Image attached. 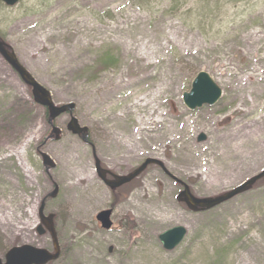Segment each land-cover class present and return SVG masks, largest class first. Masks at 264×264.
I'll return each instance as SVG.
<instances>
[{
  "label": "rangeland",
  "instance_id": "rangeland-1",
  "mask_svg": "<svg viewBox=\"0 0 264 264\" xmlns=\"http://www.w3.org/2000/svg\"><path fill=\"white\" fill-rule=\"evenodd\" d=\"M0 37L55 104H74L92 145L66 129L65 114L54 119L59 139L48 140L44 107L0 56V158L20 151L34 175L28 186L17 157L4 163L11 175H0V205L20 212L28 228L14 236L0 223V259L21 244L52 251L48 231H37L42 206L59 245L46 264H264V176L207 210L177 198L181 182L196 197H213L264 169V0L0 1ZM201 70L222 93L191 110L181 94ZM150 114L139 129L138 117ZM92 148L117 173L146 158L161 165L112 192L96 174ZM41 152L54 167L45 170ZM64 168L90 175L91 192L82 180L64 189ZM108 208L106 230L95 215ZM149 214L161 221L149 223ZM177 225L186 233L166 250L158 235Z\"/></svg>",
  "mask_w": 264,
  "mask_h": 264
},
{
  "label": "water",
  "instance_id": "water-1",
  "mask_svg": "<svg viewBox=\"0 0 264 264\" xmlns=\"http://www.w3.org/2000/svg\"><path fill=\"white\" fill-rule=\"evenodd\" d=\"M7 6L15 5L19 0H1ZM0 56L5 62L16 72L21 81L30 88V94L32 100L46 108L47 110V123L50 125V134L55 140L59 139L61 130L53 124L54 119L63 114H69V120L66 124V129L72 134L78 135L83 142L87 140V127L79 125L77 119L72 115L74 104L72 102L55 104L52 101L50 92L36 81V79L27 71V69L18 61L15 53L10 47L0 39ZM221 88L215 83L212 77L205 71H198L190 83L188 91H184L181 95L183 104L188 109L199 108L202 105H213L221 96ZM205 136L201 133L198 135V140H204ZM42 164L46 169L54 167V163L51 158L41 152ZM158 164L159 161L146 158L140 165L125 175H114L113 181H106L113 189L122 184H125L139 175L147 165ZM96 170L100 176H103L99 171L98 161L96 160ZM264 176V169L259 173L253 175L247 180L241 182L236 187L221 193L213 197H196L194 196L189 187L181 182L182 190L177 194V198L185 203L186 207L193 211H203L213 208L233 196L242 193L248 189L256 180ZM56 193V188L50 193L53 197ZM110 209L99 211L95 218L99 221L100 226L103 229H109L111 227ZM40 224L37 226L38 233L42 234L48 231L52 240V251H48L45 248H38L30 244H21L11 246L6 250L3 255V259H0V264H46L49 261L57 259L59 256V245L55 235L53 214H42V206L39 209ZM186 233V229L183 226L177 225L166 229L158 235V239L162 247L166 250H171L177 246L183 239Z\"/></svg>",
  "mask_w": 264,
  "mask_h": 264
},
{
  "label": "bare ground",
  "instance_id": "bare-ground-1",
  "mask_svg": "<svg viewBox=\"0 0 264 264\" xmlns=\"http://www.w3.org/2000/svg\"><path fill=\"white\" fill-rule=\"evenodd\" d=\"M142 100H143V98L140 99V100H138V101L141 102ZM150 103L148 101H146L143 105L144 106H147ZM131 105H136V103H132ZM149 109L150 110H153V109L155 110V108L153 106H150ZM152 113H154V112H152ZM163 114H164L163 112H159V113H156V116H160L161 117V116H163ZM260 119H262L261 116L258 117V118H256V119H250V120H247V121L241 123L239 126H237L238 129L235 131V134L236 133L238 134L240 131H242V130H244L246 128H249L253 123L259 121ZM148 120H153L151 118V114L145 120H143V121L141 120V118L139 116L138 117V120H137L138 121L139 129H145L146 130V128H145L146 125L151 123V121H149V123H147ZM154 121H156V120H154ZM149 131H151V130H149ZM231 135L232 134H229V136H231ZM3 144H4V142H2V145ZM12 155H14L15 157H17L18 165H19V167H20L23 175H25L26 178L28 179V182H29L28 183V186H30L31 185V183H30L31 178L34 175H33L32 171H31V169L28 168L26 166V164L22 161L23 159H22L21 152L15 150V149H11V154L9 156H3V157L0 158V175H3V174L5 176L6 175L7 176H10L11 175L10 172L5 169L4 163L7 160V158L10 157V156H12ZM74 177L77 178L76 181H72V179ZM61 178H62V181H63V187H64V189H66L69 192H73L74 190H77L78 188H80L81 180L82 181H85L86 183L80 189H82L84 191H88V192L89 191L91 192V190H92L93 180H92V178H91L90 175H85V176H79L78 175V176H75V175H73V173L67 171L66 168H64V171H62ZM11 185H12V188H15V189L17 188V184H14V183L11 182ZM20 192H22V191H20ZM20 192L15 194V199H17V200L18 199L19 200L22 199L23 195H21ZM82 193H85V192H82ZM68 200H72V196H69L68 197ZM14 211L15 210L12 209V208H8L7 210H5L2 207V205H0V223L2 225H4L5 226V229H7L8 232H11L14 236L19 235V236H22L23 237L25 235V233H26L27 228H28L27 227V224H26V222L23 219L21 220L19 218L21 216V213L20 212L19 213L18 212L16 213ZM28 211L29 210H26L25 212L28 214ZM148 217H149L148 218V222L149 223H152V224H157V223H159L161 221L160 218H153L152 216H150V214H149Z\"/></svg>",
  "mask_w": 264,
  "mask_h": 264
},
{
  "label": "flooded vegetation",
  "instance_id": "flooded-vegetation-1",
  "mask_svg": "<svg viewBox=\"0 0 264 264\" xmlns=\"http://www.w3.org/2000/svg\"><path fill=\"white\" fill-rule=\"evenodd\" d=\"M47 112L45 111V114H46ZM63 114H65V115H67V118L69 119V114L68 113H63ZM62 115V114H61ZM46 116H47V114H46ZM47 118V117H46ZM68 121V120H67ZM67 123V122H66ZM48 136V135H47ZM87 136H88V128H87ZM48 140H55L54 138H52V137H50V136H48ZM87 138V137H86ZM84 143H87V144H89V145H91V143L88 141V138H87V140H86V142H84ZM91 147H92V145H91ZM92 160H93V163H94V169H95V171H96V174L98 175V177H99V179L102 181V183L110 190V191H112V192H115L116 190H118L119 188H121V187H123L124 185H126L127 183H125V184H122V185H120V186H118V187H115V188H111L110 186H109V184L108 183H106V181H113L114 180V175H125V174H127V173H117V172H115V171H113L112 169H110L108 166H106V165H104L103 163H102V161L96 156V154H95V152H94V150H93V148H92ZM96 160L98 161V166H99V171H100V173L103 175V176H100L99 175V173H98V171L96 170V168H95V165H96ZM44 166V165H43ZM44 168H45V166H44ZM45 170H47L46 168H45Z\"/></svg>",
  "mask_w": 264,
  "mask_h": 264
},
{
  "label": "trees",
  "instance_id": "trees-1",
  "mask_svg": "<svg viewBox=\"0 0 264 264\" xmlns=\"http://www.w3.org/2000/svg\"><path fill=\"white\" fill-rule=\"evenodd\" d=\"M2 39V38H1Z\"/></svg>",
  "mask_w": 264,
  "mask_h": 264
}]
</instances>
